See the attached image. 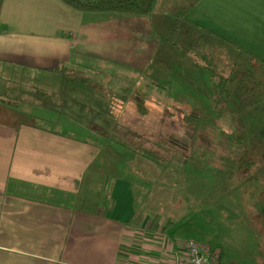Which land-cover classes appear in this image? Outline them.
Masks as SVG:
<instances>
[{
    "label": "crops",
    "instance_id": "obj_1",
    "mask_svg": "<svg viewBox=\"0 0 264 264\" xmlns=\"http://www.w3.org/2000/svg\"><path fill=\"white\" fill-rule=\"evenodd\" d=\"M159 2L162 10H182L177 18L218 45L264 62V0H158L157 9ZM151 15L80 12L60 0H4L0 66L25 76V86L32 85V74L51 75L49 69L61 63L113 67L131 61L143 67L157 37H164ZM245 107L244 117H252L248 131L262 145L264 97ZM20 114L0 102V264H174L184 253L192 238L153 227L152 218L136 210L132 180L110 172L109 148L84 134L38 127ZM245 170L248 178L240 186L254 203L264 197V177L254 167Z\"/></svg>",
    "mask_w": 264,
    "mask_h": 264
},
{
    "label": "rangeland",
    "instance_id": "obj_2",
    "mask_svg": "<svg viewBox=\"0 0 264 264\" xmlns=\"http://www.w3.org/2000/svg\"><path fill=\"white\" fill-rule=\"evenodd\" d=\"M159 5L150 19L159 25V35L164 37H157L159 41L146 65L138 67L127 61L124 65L102 66L103 86L111 92L112 112L122 126L121 140L128 145L136 142L134 134L127 132L130 130L143 137L145 147L165 145L174 139L182 145L174 147L175 158L166 168L140 159L125 146H105L109 147L107 158L114 164L110 172L132 180L136 210L151 217L153 227L215 249L221 253V264H264V243L259 234V227L264 228V217L259 213L264 197L250 202L245 197L247 187L240 186L248 178L242 176L245 168L264 177V169L259 168L264 164V140L259 139L261 145L251 137L246 122L252 117L243 114L251 100L233 94L225 104L216 97L212 84L217 75L165 42L168 28L177 22L182 10H162V2ZM128 40L141 46L139 39ZM213 52L219 73L232 75L237 86L240 72L231 67L238 60V51L215 44ZM20 75L12 67L0 66V87L27 81ZM31 77L32 85L53 91L59 88L60 78L55 74ZM120 88H125L121 91L124 98L115 99L113 95ZM135 96L145 100V113L138 110ZM31 108L18 105L27 113ZM17 117L66 136L81 135L63 123L22 114ZM247 153L251 159H246Z\"/></svg>",
    "mask_w": 264,
    "mask_h": 264
},
{
    "label": "trees",
    "instance_id": "obj_3",
    "mask_svg": "<svg viewBox=\"0 0 264 264\" xmlns=\"http://www.w3.org/2000/svg\"><path fill=\"white\" fill-rule=\"evenodd\" d=\"M3 1L0 0V9ZM60 1L80 12H108L134 16L151 15L158 6V0ZM176 19L177 22L170 26L165 34L166 44L194 57L208 72L217 75L212 89L220 101L226 104L233 94L251 101L264 96V62L254 61L245 52L235 49L238 51V60L231 68L233 71L240 72L237 81L239 86H236L232 75L224 76L219 73L220 70L213 55L214 46L219 41L201 31L196 25L180 18ZM49 72L59 76L58 90H48L36 84L25 86L20 83L19 85L12 81L8 83L9 86L0 87V102L9 104L14 107V111L18 110L21 114L53 124L63 123L81 135L85 133V138L87 136L93 138L103 148L112 145L119 149L125 146L140 159L159 164L162 168L168 167L173 162L174 147L182 145L179 140H170L165 145L156 144L145 147L143 137L130 130L127 132L134 134L135 143L128 145L119 138L122 126L112 112L111 92L103 86L102 65H88L80 62L61 63L49 69ZM124 89L120 88V91L113 95L115 99L117 96L124 98L121 95ZM135 99L138 110L145 113L146 108L143 103L145 100L139 96H135ZM19 104L32 107L31 111L24 113L25 111L18 109ZM186 119L189 121L191 118L186 116Z\"/></svg>",
    "mask_w": 264,
    "mask_h": 264
},
{
    "label": "built area",
    "instance_id": "obj_4",
    "mask_svg": "<svg viewBox=\"0 0 264 264\" xmlns=\"http://www.w3.org/2000/svg\"><path fill=\"white\" fill-rule=\"evenodd\" d=\"M221 253L197 240L184 243V253L176 257L174 264H221Z\"/></svg>",
    "mask_w": 264,
    "mask_h": 264
}]
</instances>
